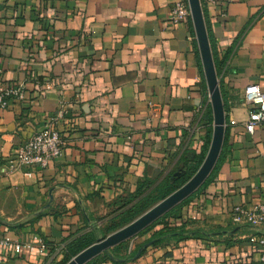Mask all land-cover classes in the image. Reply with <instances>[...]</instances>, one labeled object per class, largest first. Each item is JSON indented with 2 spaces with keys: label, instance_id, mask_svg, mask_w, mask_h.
<instances>
[{
  "label": "crops",
  "instance_id": "crops-1",
  "mask_svg": "<svg viewBox=\"0 0 264 264\" xmlns=\"http://www.w3.org/2000/svg\"><path fill=\"white\" fill-rule=\"evenodd\" d=\"M174 2L0 0V93L14 86L24 95L0 110V239L37 237L45 248L0 252V264H51L77 238L100 239L139 183L153 188L201 153V61L191 20L169 21ZM203 3L217 56L227 57L222 162L169 220L189 237L151 246L156 227L127 241L131 255L99 264H251L247 237L264 235L231 216L264 200V127L246 132L242 100L251 85L264 92V0ZM47 127L60 132L62 156L6 175V157Z\"/></svg>",
  "mask_w": 264,
  "mask_h": 264
},
{
  "label": "built area",
  "instance_id": "built-area-1",
  "mask_svg": "<svg viewBox=\"0 0 264 264\" xmlns=\"http://www.w3.org/2000/svg\"><path fill=\"white\" fill-rule=\"evenodd\" d=\"M207 5H213L214 0H205ZM190 10L187 0H175L169 14V21L173 25L186 24L190 21ZM1 73V72H0ZM11 100L23 101L24 95L18 87L12 86L0 93V110L8 107ZM243 103L249 108L248 121L245 130L248 134H253L257 127H264V92L256 85L246 88L242 96ZM206 106L199 107L197 114L199 120L205 111ZM63 141L60 132L54 127H47L37 132L31 138L14 150L13 154L4 160L5 174L11 175L24 170H44L51 162L62 156ZM29 176V174H26ZM232 222L237 226H247L252 230L264 228V200L250 207H235L232 212ZM247 241L252 248L250 263L264 264V235L253 234L247 237ZM39 246L43 251V241L37 237L32 239V243H21L16 239L4 237L0 239V252H9L13 256H18L24 250H29L32 244ZM133 250L132 245H128V253Z\"/></svg>",
  "mask_w": 264,
  "mask_h": 264
},
{
  "label": "trees",
  "instance_id": "trees-1",
  "mask_svg": "<svg viewBox=\"0 0 264 264\" xmlns=\"http://www.w3.org/2000/svg\"><path fill=\"white\" fill-rule=\"evenodd\" d=\"M201 4V9L203 13V19L207 31V36L209 40V46L213 58L215 72L217 74V78L219 79V89L221 93L222 102L224 105V109L226 110V100H225V93L222 84V72L225 68L227 57L224 56L221 60H219L217 56L216 46L212 39L211 33L209 31L207 21H206V10L204 8L203 0H199ZM202 91L206 94V88L204 81L202 80ZM199 124L205 126L207 128V139L204 143V146L201 150V153L196 156L191 163H183L182 170L179 172L178 176H174V173L167 175L157 186L151 188V184H148L146 181L143 183H139V187L137 188L136 192L125 200L121 201L120 208L116 210V215L114 218L107 221L105 227L102 229V233L104 236L112 234L119 229L125 227L126 225L130 224L138 217L143 215L147 212L150 208H152L155 204L165 199L167 196L172 194L174 191L179 189L183 186L198 170L203 159L207 153L210 139H211V132H212V116L211 110L209 107H206L205 111L203 112ZM224 154V144L223 148L219 157V160L213 169L209 178L205 181V183L188 199L178 205L176 208L171 210L169 213L164 215L160 218L157 222L152 224L149 228L145 229L139 235L148 233L155 229L156 227H161L160 230H157L153 233L151 240L149 241L151 246H158L164 243L167 239H179L185 240V238L189 237L190 234H182L181 232H175L171 230L169 227V220L175 218L178 213H180L184 206L189 204L200 192H202L206 186L210 183V181L214 178L215 174L218 171L220 163L222 162ZM95 235L92 233L85 234L73 242H71L63 253L62 258L59 261H55L51 264H66L68 263L74 256L80 253L82 250L86 249L87 247L91 246L96 242ZM125 251L126 255H131L128 253V242H125L111 251L104 253L97 257L96 259L92 260L88 264H99L104 262L105 260H109L108 254L112 253L115 254L116 252L123 250Z\"/></svg>",
  "mask_w": 264,
  "mask_h": 264
},
{
  "label": "water",
  "instance_id": "water-1",
  "mask_svg": "<svg viewBox=\"0 0 264 264\" xmlns=\"http://www.w3.org/2000/svg\"><path fill=\"white\" fill-rule=\"evenodd\" d=\"M187 3L212 116L211 139L203 162L196 173L179 189L130 224L82 250L66 264H88L100 255L137 236L192 196L209 178L219 160L225 136V109L219 89V79L214 68L200 1L187 0ZM147 246L149 244L145 247ZM141 251L142 249L138 251L137 256Z\"/></svg>",
  "mask_w": 264,
  "mask_h": 264
},
{
  "label": "rangeland",
  "instance_id": "rangeland-1",
  "mask_svg": "<svg viewBox=\"0 0 264 264\" xmlns=\"http://www.w3.org/2000/svg\"><path fill=\"white\" fill-rule=\"evenodd\" d=\"M206 96H207V104H208V106L207 107H209V100H208V95H207V91H206ZM210 108V107H209ZM156 205V204H155ZM110 235V234H109ZM109 235H106V236H104V233H102V232H100V234H99V236H100V239H97L96 237H98L97 235H95V238L97 239L96 240V242H98L99 240H102V239H104L105 237H107V236H109ZM95 242V243H96Z\"/></svg>",
  "mask_w": 264,
  "mask_h": 264
}]
</instances>
